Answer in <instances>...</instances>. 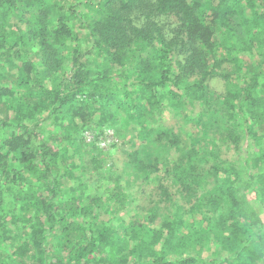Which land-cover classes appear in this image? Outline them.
<instances>
[{
    "label": "trees",
    "instance_id": "trees-1",
    "mask_svg": "<svg viewBox=\"0 0 264 264\" xmlns=\"http://www.w3.org/2000/svg\"><path fill=\"white\" fill-rule=\"evenodd\" d=\"M165 108L210 138L162 124L122 167L97 151V125ZM2 129L0 264H264V0H0ZM129 168L153 186L123 233Z\"/></svg>",
    "mask_w": 264,
    "mask_h": 264
},
{
    "label": "rangeland",
    "instance_id": "rangeland-1",
    "mask_svg": "<svg viewBox=\"0 0 264 264\" xmlns=\"http://www.w3.org/2000/svg\"><path fill=\"white\" fill-rule=\"evenodd\" d=\"M13 23V22H12ZM176 26V23L172 20H169V22L164 23V29L167 32V34H171L173 28ZM83 31V30H82ZM91 45V41L88 40L85 42L84 46L89 47ZM223 56V52H218L217 56L221 57ZM94 57V58H93ZM90 59L91 64L99 59L97 56H93ZM9 67V66H8ZM226 81L222 77H215L210 80V86L213 90H215L218 94L219 92H224L226 90ZM196 112H199L198 110H195ZM157 117V119H156ZM155 118L149 119L146 122H141L136 125L135 123H130V125L127 124H119L118 126L116 123H110L109 121L105 122L104 124L97 125L96 133L94 135V140L97 139V151L103 153V155H109V157L112 156V159L116 161L118 167H122L125 163V160L128 158L127 151L133 149L134 147H138L142 144L141 138H139V131L144 130L145 128L149 129L154 126H161L162 124H165L167 126H177L178 124L182 125V130H178L180 132V136L182 139L183 145H189V146H200L203 143V138H210V131H208V127H204L200 122L199 123H185V119L182 117H174L168 109L165 108V111L160 115H156ZM184 119V120H183ZM98 119H95V123L97 124ZM54 121L50 120L44 121V119L41 122V126L44 130L45 136L49 134H60L62 129L64 127L60 125H54ZM59 131V132H58ZM101 131L103 132V135L101 134ZM6 132L5 129H2L0 131V135H4ZM53 134V135H54ZM97 134H101L100 137H96ZM56 136V135H55ZM90 143V141L87 139V143ZM60 143V142H57ZM244 143H246V139L244 140ZM246 149V148H245ZM74 152L71 153L69 158H73V156L76 157V155H73ZM141 156L144 158H150L148 153H142ZM230 157L238 160L239 157L237 155H231ZM92 156L88 154H83V159H90ZM80 171V169H78ZM133 170L129 168L127 172L125 173V179H127V184L130 186L132 183L133 185L130 186L129 191L132 194V197L130 198L131 203H129L128 207L121 212L120 217L121 220L119 221V229L124 233V227L129 226L133 220L139 215L142 207L147 204L148 202V196L152 190V184H146L142 182H133L132 178ZM132 180V181H131ZM67 185H73L72 181H67ZM240 194H244L247 199L250 202L255 203V205L259 208H261L257 200L254 198V192H251L250 190H247L245 188H241ZM262 217L264 218V208L262 207ZM106 219V218H105ZM105 221V220H102ZM203 257H210V254L208 251L203 253Z\"/></svg>",
    "mask_w": 264,
    "mask_h": 264
}]
</instances>
